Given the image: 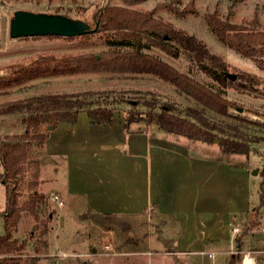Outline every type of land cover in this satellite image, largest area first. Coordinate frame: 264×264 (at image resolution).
Segmentation results:
<instances>
[{"label": "rangeland", "instance_id": "obj_1", "mask_svg": "<svg viewBox=\"0 0 264 264\" xmlns=\"http://www.w3.org/2000/svg\"><path fill=\"white\" fill-rule=\"evenodd\" d=\"M105 5L150 12L154 18L199 39L211 53L220 56L227 63L230 75H248L256 79L257 83L252 92L236 91L231 87L222 88L202 73L183 53L179 58H173L143 40L144 53L171 65L219 93L226 101L234 103L237 108L229 109L228 117L212 112H206V117L222 128L225 124L243 121L240 128L243 139L249 142L254 150L248 156L227 154L220 150L216 152L217 155H213L215 152H208L203 146L208 144L203 142L165 132L154 124L140 122L136 126L154 130L152 136L187 144L189 148L186 152L197 161L219 158L220 162L225 161L233 165L229 168L230 172L219 171V178H227L229 182L232 176L234 186L243 183L246 185V199H249L250 211L241 217L240 229L242 226H248L249 231L241 237L242 248L247 252H241L240 256L243 258L244 254L249 253L255 259L254 264H264V235L260 232L264 224V57L261 59V65L257 66L251 59L237 54L220 42L204 21L206 14H215L218 18L248 31L264 32V0H0V81L11 83L10 86L0 85V104L41 94H74L97 102L98 105L105 103L115 110L116 115L125 116L131 112L135 118L147 114L148 111L158 112L159 105L163 104L173 106L182 116L186 107H195L192 100L152 75L84 72L35 76L23 80L20 84L12 82L15 78L20 79L21 68H34L39 56L60 59L98 53L118 46L112 32H92L88 37L36 36L12 39L9 36V24L15 11L63 15L85 22L93 30V14ZM114 99L118 101L114 102ZM148 104L155 107L149 108ZM225 130L223 128L224 133L218 135L225 136ZM22 132L23 127L17 117L0 116V138L20 135ZM232 135L230 132L229 136ZM39 151L40 148L30 151V161L36 160ZM34 171L33 166H26L25 178L20 184V204L32 193L28 185L33 180ZM48 174L49 170L47 177ZM55 188L51 181H45L41 187L48 200L39 210L38 229L32 230L36 223L31 215L24 212L21 214L12 236L18 241L29 237L30 234L31 238L20 264H228L229 257L237 253L234 250L223 259V254L214 255L212 258L208 256L209 248L203 249V253L178 251L176 241L179 242L183 237L184 225L178 219L170 220L158 210L145 214L135 223L137 229L128 227L122 220L114 218L104 223H90L87 221L90 214L81 204H70L66 196L63 207L53 202L50 197ZM4 208V187L0 183V211ZM255 211H258L256 215ZM43 224H46V232H43ZM91 224H98L99 228L105 225L107 235L92 236L89 230ZM242 232L241 229L238 236ZM3 234V221L0 216V236ZM234 264H241V261H235Z\"/></svg>", "mask_w": 264, "mask_h": 264}, {"label": "trees", "instance_id": "obj_2", "mask_svg": "<svg viewBox=\"0 0 264 264\" xmlns=\"http://www.w3.org/2000/svg\"><path fill=\"white\" fill-rule=\"evenodd\" d=\"M204 21L215 37L241 56L251 59L257 66L264 57V32L248 31L239 25L218 18L215 14H206ZM94 28L90 32L113 33L117 47L98 53H86L55 59L52 56H39L32 69L21 68L20 79L12 82L20 84L35 76H49L75 73H120L142 74L157 77L163 83L173 86L180 94L195 103V107H186L182 116L171 105H159L158 112L148 111L135 118L133 113L123 115L124 128L132 123L154 124L161 130L203 143H216L221 152L248 156L254 147L243 139L241 126L243 121L223 125V128L206 117V112L228 117L229 109L237 106L223 99L219 93L201 84L160 59L142 51L143 40L173 58L183 53L197 68L222 88L249 92L257 83L254 77L241 75L232 81L228 77L227 63L218 55L211 53L199 39L183 30L156 19L150 12L132 10L119 6L98 8L93 14ZM57 37V36H51ZM82 37H88L83 35ZM128 45V46H127ZM1 80V79H0ZM10 86V82L0 85ZM264 91V87H263ZM264 99V92H263ZM114 102L118 100L114 99ZM111 104V103H109ZM146 105V103H145ZM94 106V107H93ZM154 108V105H147ZM80 112H85L93 124L106 125L112 122L115 110L107 104L86 100L74 94H41L0 104V116H15L23 127L20 135L0 138V183L4 187L5 208L0 211L4 234L0 236V264H20L25 253L29 237L18 241L13 238L21 214L28 213L35 221L32 230L38 229L39 210L46 205L48 198L37 192L38 163L30 161L33 148L41 149L49 141L51 131L59 124L73 126ZM264 116V114H262ZM230 132L233 134L230 135ZM35 168L33 180L29 182L31 195L22 204L20 184L25 178L26 166ZM263 195V194H262ZM262 201V199H260ZM258 211H255V215ZM255 223V222H254ZM44 231L46 232V224ZM238 236L240 242L242 235ZM29 238V239H28ZM232 254L228 264L242 261L240 250ZM241 259V260H240Z\"/></svg>", "mask_w": 264, "mask_h": 264}, {"label": "crops", "instance_id": "obj_3", "mask_svg": "<svg viewBox=\"0 0 264 264\" xmlns=\"http://www.w3.org/2000/svg\"><path fill=\"white\" fill-rule=\"evenodd\" d=\"M78 115L73 127L59 124L37 154L38 193L48 198L41 187L51 181L60 207L66 197L70 204H81L90 223L114 218L137 229L135 223L158 210L183 223L185 232L176 241L182 253L209 248L208 256L223 254L225 259L237 249L247 252L242 238L237 241L241 229L249 231L248 226L240 229L241 217L250 211L246 185L234 186L232 176L229 182L219 178V171H231V163L197 161L186 152L187 144L152 136L154 130L138 128V123L125 129L123 116L115 112L106 125L93 124L85 112ZM204 144L218 154L216 143ZM101 227L91 224V235L106 236V226Z\"/></svg>", "mask_w": 264, "mask_h": 264}, {"label": "water", "instance_id": "obj_4", "mask_svg": "<svg viewBox=\"0 0 264 264\" xmlns=\"http://www.w3.org/2000/svg\"><path fill=\"white\" fill-rule=\"evenodd\" d=\"M90 26L80 20H74L63 15L15 11L9 24V36L12 39L57 36L80 37L91 32ZM234 81L235 75L228 74Z\"/></svg>", "mask_w": 264, "mask_h": 264}, {"label": "built area", "instance_id": "obj_5", "mask_svg": "<svg viewBox=\"0 0 264 264\" xmlns=\"http://www.w3.org/2000/svg\"><path fill=\"white\" fill-rule=\"evenodd\" d=\"M50 198H51V200H52L53 202L57 203V205H58L59 207L62 205V201L59 199V197H58L57 195H51ZM239 231H240L239 228H234V229H233V232H235V233H238ZM260 231H261L262 233H264V224L261 226ZM245 256H250V254L248 253V254H244V255H243V258H242L241 264H244V258H245ZM250 258H251V260H252V263H251V264H254V259H253V257L250 256Z\"/></svg>", "mask_w": 264, "mask_h": 264}, {"label": "bare ground", "instance_id": "obj_6", "mask_svg": "<svg viewBox=\"0 0 264 264\" xmlns=\"http://www.w3.org/2000/svg\"><path fill=\"white\" fill-rule=\"evenodd\" d=\"M252 263V260L249 256H245L244 258V264H251Z\"/></svg>", "mask_w": 264, "mask_h": 264}]
</instances>
